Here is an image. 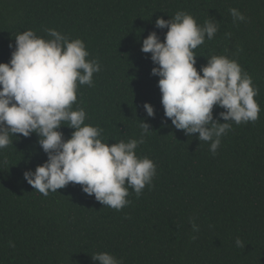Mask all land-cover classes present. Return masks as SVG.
<instances>
[{
  "label": "trees",
  "instance_id": "obj_1",
  "mask_svg": "<svg viewBox=\"0 0 264 264\" xmlns=\"http://www.w3.org/2000/svg\"><path fill=\"white\" fill-rule=\"evenodd\" d=\"M230 8L246 20L234 23ZM181 11L198 25L218 23L215 37L194 50L197 70L224 55L259 89L258 120L230 122L215 154L199 133L185 135L166 118L157 65L141 51L152 32L164 40L168 29L156 20ZM47 29L84 41L86 59L101 65L92 86L78 85L72 109L83 108L85 124L103 129L110 145L139 140L141 121L148 123L136 154L155 163L156 175L139 198L129 188L131 203L119 211L75 183L44 196L24 179L48 159L40 137L11 136L0 149V264H98L92 256L100 252L123 264H264V0H0V63L10 62L17 35L32 30L47 40ZM223 111L213 109L220 123ZM68 126L59 129L65 140Z\"/></svg>",
  "mask_w": 264,
  "mask_h": 264
},
{
  "label": "clouds",
  "instance_id": "obj_2",
  "mask_svg": "<svg viewBox=\"0 0 264 264\" xmlns=\"http://www.w3.org/2000/svg\"><path fill=\"white\" fill-rule=\"evenodd\" d=\"M229 12L234 23L246 20L236 8ZM155 26L168 29L163 42L152 32L143 39L141 51L150 53L157 65L152 75L160 78L165 116L185 135L199 133V141L211 142L210 151L215 154L221 137L231 130L230 122L239 125L258 120L261 109L255 97L259 89L239 63L227 56L213 55L199 71L195 67L194 50L206 38L215 37L216 21L198 25L192 15L181 11L170 20L157 19ZM46 31L51 37L47 40L32 30L17 35L10 62L0 63V149L12 143L11 136L27 138L35 133L48 159L34 172H24L29 185L48 196L50 191L57 192L69 183L79 184L84 193L94 194L103 205L122 210L131 203L126 199L128 189H133L139 198L146 186H152L156 175L155 163L136 154L151 132L150 125L141 121L139 140H121L111 145L102 142L103 129L85 124L83 108L72 109L78 85L92 86L94 74L101 71L100 63L86 59L90 53L84 41L69 40L55 29ZM216 106L225 109L219 117L226 123L214 119ZM143 107L148 117H155L151 104ZM62 122L74 129L70 139L65 140L59 131ZM191 223L193 232H199V226ZM235 243L245 247L239 238ZM10 246L15 247L11 242ZM92 259L98 264H123L107 252L96 253Z\"/></svg>",
  "mask_w": 264,
  "mask_h": 264
}]
</instances>
